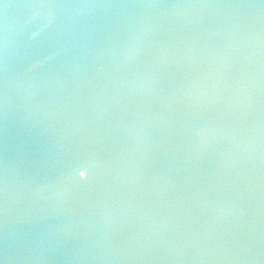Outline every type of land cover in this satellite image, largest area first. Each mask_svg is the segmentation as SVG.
Masks as SVG:
<instances>
[{
    "label": "water",
    "instance_id": "1",
    "mask_svg": "<svg viewBox=\"0 0 264 264\" xmlns=\"http://www.w3.org/2000/svg\"><path fill=\"white\" fill-rule=\"evenodd\" d=\"M0 264H264V0H0Z\"/></svg>",
    "mask_w": 264,
    "mask_h": 264
},
{
    "label": "snow or ice",
    "instance_id": "2",
    "mask_svg": "<svg viewBox=\"0 0 264 264\" xmlns=\"http://www.w3.org/2000/svg\"><path fill=\"white\" fill-rule=\"evenodd\" d=\"M85 171H87V168L84 170H79V176L83 177L85 175Z\"/></svg>",
    "mask_w": 264,
    "mask_h": 264
}]
</instances>
